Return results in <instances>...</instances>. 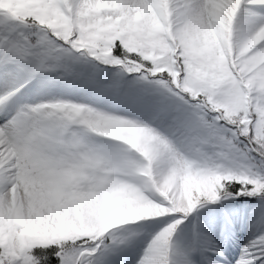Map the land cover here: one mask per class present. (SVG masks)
I'll use <instances>...</instances> for the list:
<instances>
[{"label": "snow or ice", "instance_id": "obj_1", "mask_svg": "<svg viewBox=\"0 0 264 264\" xmlns=\"http://www.w3.org/2000/svg\"><path fill=\"white\" fill-rule=\"evenodd\" d=\"M0 264H264V0H0Z\"/></svg>", "mask_w": 264, "mask_h": 264}]
</instances>
